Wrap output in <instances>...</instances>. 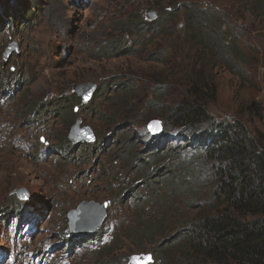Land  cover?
<instances>
[{"label":"rangeland","instance_id":"rangeland-1","mask_svg":"<svg viewBox=\"0 0 264 264\" xmlns=\"http://www.w3.org/2000/svg\"><path fill=\"white\" fill-rule=\"evenodd\" d=\"M194 3L220 7L250 30L252 17L238 15L244 0H0V264H129L141 254H152L153 264H181L171 238L216 204L211 175L193 153L168 154L150 167L139 166L136 153L123 157L127 140L139 142L151 120L162 122L184 98L180 76L193 54L181 9ZM148 10L163 26L145 39L136 22H146ZM28 12V27H20ZM254 31L243 83L214 68L209 111L264 135V123L242 111L264 108V28ZM91 83L96 91L83 104L74 88ZM59 99L72 101L73 114L54 107ZM76 119L93 130L92 144L69 141ZM159 168L185 175L183 195L156 185ZM83 202L105 215L101 241L86 248L94 232L75 235L68 221Z\"/></svg>","mask_w":264,"mask_h":264},{"label":"trees","instance_id":"trees-1","mask_svg":"<svg viewBox=\"0 0 264 264\" xmlns=\"http://www.w3.org/2000/svg\"><path fill=\"white\" fill-rule=\"evenodd\" d=\"M237 8L246 10L238 15L252 17L247 23L249 31L245 27L239 29L236 19L220 7L197 3L182 7L183 34L193 54L187 56L186 69L180 76L185 87L184 98L164 110L166 115L161 116L164 133L153 136L145 129L139 142L136 140L132 145L129 140L126 142L128 150L123 161H128L127 155L136 153L138 165L150 167L168 154L180 160L185 153H193L198 166L211 175V193L216 204L171 238L180 245L181 264H264V135L253 134L240 121L218 122L209 111L218 92L214 68L224 67L243 83L246 74L241 70L248 64L245 52L257 43L251 35L257 33L254 30L264 28V0H244ZM32 17L30 12L21 15L20 27H28L27 20ZM160 21L136 22L137 33L147 39L163 26ZM256 21L259 23L255 25ZM121 53L129 55L127 50ZM154 98L157 99L155 94ZM70 103L71 100L59 99L54 107L59 111L70 109L73 114ZM243 109L264 123L261 105L254 103ZM139 144L144 147L136 150ZM156 172L159 179L156 185L169 193L183 195L182 185L187 183L184 174L174 175L160 168ZM191 202L196 204L195 200ZM7 219L3 221L6 226ZM90 238L85 248L101 241L102 235ZM68 247L69 244L65 251Z\"/></svg>","mask_w":264,"mask_h":264},{"label":"water","instance_id":"water-1","mask_svg":"<svg viewBox=\"0 0 264 264\" xmlns=\"http://www.w3.org/2000/svg\"><path fill=\"white\" fill-rule=\"evenodd\" d=\"M158 16L159 14L155 11L148 10L146 12V20L149 22L156 20ZM14 49L15 48L10 45L6 52H8V54H11ZM96 88V85L91 83L87 85L76 86L74 88V91H76L78 96L82 98V103L87 104L92 98V95L95 93ZM81 124V120L77 119L75 124L71 127L69 134L70 141L72 143L79 144L84 142L93 143L96 140L93 131L89 127L81 128ZM157 125L158 128L155 131L150 128V126L156 127ZM148 128L156 136H158L162 132L160 121L151 122ZM19 198L20 200H24V198ZM104 220V212L99 208L98 205L94 204L93 202H83L78 206L76 210H72L68 214L69 228L70 231L75 235L97 232ZM148 257H151L152 264V254L131 256L129 258V264H148Z\"/></svg>","mask_w":264,"mask_h":264},{"label":"snow or ice","instance_id":"snow-or-ice-1","mask_svg":"<svg viewBox=\"0 0 264 264\" xmlns=\"http://www.w3.org/2000/svg\"><path fill=\"white\" fill-rule=\"evenodd\" d=\"M86 99H87V97H86ZM150 128H151L153 131H155V130H157L158 125H157L156 127L150 126ZM136 259H139V258H136ZM147 260H148V264H151V257H148Z\"/></svg>","mask_w":264,"mask_h":264},{"label":"bare ground","instance_id":"bare-ground-1","mask_svg":"<svg viewBox=\"0 0 264 264\" xmlns=\"http://www.w3.org/2000/svg\"><path fill=\"white\" fill-rule=\"evenodd\" d=\"M28 263V262H27Z\"/></svg>","mask_w":264,"mask_h":264}]
</instances>
